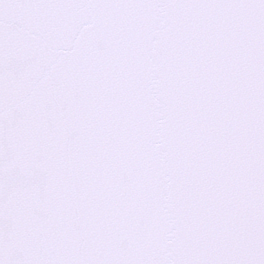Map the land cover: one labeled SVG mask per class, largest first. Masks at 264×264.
<instances>
[{
	"label": "snow or ice",
	"instance_id": "snow-or-ice-1",
	"mask_svg": "<svg viewBox=\"0 0 264 264\" xmlns=\"http://www.w3.org/2000/svg\"><path fill=\"white\" fill-rule=\"evenodd\" d=\"M0 264H264V0H0Z\"/></svg>",
	"mask_w": 264,
	"mask_h": 264
}]
</instances>
